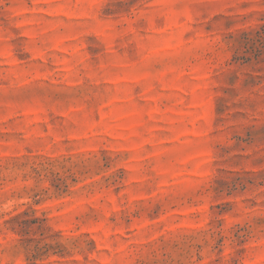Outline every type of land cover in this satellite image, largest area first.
Here are the masks:
<instances>
[{
	"label": "rangeland",
	"instance_id": "1",
	"mask_svg": "<svg viewBox=\"0 0 264 264\" xmlns=\"http://www.w3.org/2000/svg\"><path fill=\"white\" fill-rule=\"evenodd\" d=\"M264 0H0V264H264Z\"/></svg>",
	"mask_w": 264,
	"mask_h": 264
},
{
	"label": "trees",
	"instance_id": "2",
	"mask_svg": "<svg viewBox=\"0 0 264 264\" xmlns=\"http://www.w3.org/2000/svg\"><path fill=\"white\" fill-rule=\"evenodd\" d=\"M247 46L256 53V56L264 55V24L256 27L249 33H244Z\"/></svg>",
	"mask_w": 264,
	"mask_h": 264
}]
</instances>
